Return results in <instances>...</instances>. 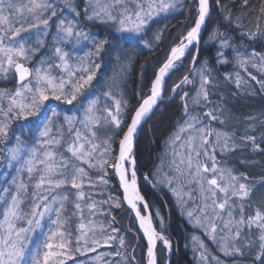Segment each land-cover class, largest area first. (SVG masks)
<instances>
[{"label":"snow or ice","instance_id":"snow-or-ice-1","mask_svg":"<svg viewBox=\"0 0 264 264\" xmlns=\"http://www.w3.org/2000/svg\"><path fill=\"white\" fill-rule=\"evenodd\" d=\"M185 9L173 35L165 22ZM157 52L134 107L126 78ZM256 95L264 0H0V264H161L158 242L167 255L173 242L136 146L176 97L181 118L143 180L200 231L196 264H264V110L233 107Z\"/></svg>","mask_w":264,"mask_h":264},{"label":"trees","instance_id":"trees-1","mask_svg":"<svg viewBox=\"0 0 264 264\" xmlns=\"http://www.w3.org/2000/svg\"><path fill=\"white\" fill-rule=\"evenodd\" d=\"M227 3L228 0H225ZM258 2V0H254ZM190 6V5H189ZM188 16L187 9L184 10L183 16H177L176 19L166 21L169 23V31L173 35H176L175 28L180 27V22L185 21ZM218 17L213 16V21H216ZM163 25H157L156 27H162ZM212 24H209V30H211ZM101 35L103 33L101 32ZM167 35V34H166ZM203 40H208V33H204ZM168 46V42L165 41L161 45V49ZM216 53V47L209 43L207 45H201L200 60L208 59L213 66H215L214 58ZM159 55V52L149 54L146 56H141L138 62L135 63L133 68L130 70L128 77L126 78V88L125 92L128 98L132 101L135 107L139 99L137 93L141 87V64H145V80L150 81L152 72L156 67L155 57ZM187 67V64L185 65ZM221 71H231V69H221ZM187 74L185 71H181L172 76L169 81V85L173 81H176L178 77H182ZM259 88V85H255ZM188 89L186 88L185 91ZM147 91V89H145ZM241 103H233L234 110L237 114H247V113H259L264 110V97L256 95L254 97L242 96ZM181 118V104L179 97L172 100L171 102H166L161 104L158 109H156V115L153 116L147 124L144 125V130L141 133L136 146V156L139 166V186L142 194L146 196L148 202L152 205V211L155 212L159 209L160 214L164 217L166 235L173 242L170 264H196L193 252L192 243V229L186 223V221L180 216L178 208L173 199L169 197L166 190H158L149 186L144 180L143 175L145 173L151 172L152 169L159 163L157 157L163 152V145L165 139L168 135L175 129L177 121ZM257 160L260 157H256ZM254 174H258L261 169L259 167L251 169ZM117 219L120 220L121 225L124 226L125 232H127L128 217H123L117 214ZM154 224L159 228V221L154 217ZM128 241L130 244L135 243L132 240V236L128 235ZM206 243H209L206 241ZM143 246V241H141ZM158 252L160 253L161 264H167V255L163 253L162 242H158ZM210 249L211 244L209 243ZM104 249H101V251ZM139 252V249H137Z\"/></svg>","mask_w":264,"mask_h":264},{"label":"rangeland","instance_id":"rangeland-1","mask_svg":"<svg viewBox=\"0 0 264 264\" xmlns=\"http://www.w3.org/2000/svg\"><path fill=\"white\" fill-rule=\"evenodd\" d=\"M163 189L166 190L167 193L169 194V197H170L171 199L174 200L172 194L168 191V189H167L166 187L163 188ZM174 202H175V200H174ZM175 204H176V203H175ZM176 206H177V205H176ZM177 208H178V207H177ZM178 212H179L180 216L186 221V223H187V224L190 226V228L193 230V231H192V236H193V235L200 236V235H201L200 231H199L198 229H195V228L192 226V224H190V223L188 222L186 216L181 214V210H180L179 208H178ZM202 238H203V237H202ZM192 243H193V241H192ZM209 243H210V242H209ZM211 247H212V246H211ZM195 261H196V260H195Z\"/></svg>","mask_w":264,"mask_h":264},{"label":"water","instance_id":"water-1","mask_svg":"<svg viewBox=\"0 0 264 264\" xmlns=\"http://www.w3.org/2000/svg\"><path fill=\"white\" fill-rule=\"evenodd\" d=\"M148 184V183H147ZM149 186H151L150 184H148ZM152 187V186H151ZM153 188V187H152ZM159 191L161 190V189H158ZM167 255V254H166ZM170 258H171V254L170 255H167V264H168V261H170Z\"/></svg>","mask_w":264,"mask_h":264}]
</instances>
